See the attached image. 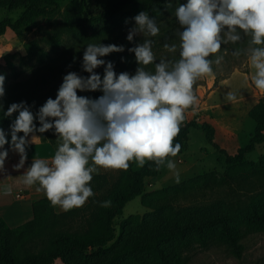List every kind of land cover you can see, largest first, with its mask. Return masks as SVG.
<instances>
[{"label": "clouds", "instance_id": "9594fccd", "mask_svg": "<svg viewBox=\"0 0 264 264\" xmlns=\"http://www.w3.org/2000/svg\"><path fill=\"white\" fill-rule=\"evenodd\" d=\"M173 3L177 39L162 45L171 55L157 57L150 37L160 32V26L154 16L141 10L132 17L126 35L128 41L136 35L144 37L128 48L137 65L133 73L116 72L113 62L103 59L108 53L123 51L124 45L90 41L84 45L80 64L87 76L68 71L55 98H46L35 113L23 100L9 103L0 116L16 115L7 133L0 128V174L6 171L9 150L19 156L13 167L21 168L28 144L49 129L56 141L52 155L32 158L20 182L36 185V191L64 210L79 207L94 195L90 181L101 169H126L135 160L137 166L152 161L157 168L163 165L174 170L170 157L181 144L173 138L185 110L199 103L193 84L214 75L213 65H219L228 51L221 49L222 43L235 45L231 55L244 56L251 69L246 78L255 89L264 91V0H165L166 7ZM101 65L102 76L94 71ZM4 79L0 72V98L5 92ZM96 90L100 95L95 98L77 94ZM225 98L233 101L237 92L229 90ZM10 190L0 184V193ZM99 203L107 206L110 200Z\"/></svg>", "mask_w": 264, "mask_h": 264}, {"label": "rangeland", "instance_id": "374dc122", "mask_svg": "<svg viewBox=\"0 0 264 264\" xmlns=\"http://www.w3.org/2000/svg\"><path fill=\"white\" fill-rule=\"evenodd\" d=\"M84 1L86 16L102 10L97 0ZM69 4L70 1L66 0L52 14L36 18L33 24L24 26L19 35L6 29L0 36V72L5 75V92L0 103L11 92L13 96L22 99L32 97V103L39 107L46 98H55L62 77L68 71L87 76L80 67L86 43L100 40L104 44H117L114 39L108 42L88 39L84 42L74 38L66 30L64 21ZM20 11L0 9V20L4 17L15 20ZM128 28L124 29L125 38ZM133 38L142 40L144 37L136 35ZM30 42L46 52L41 62L35 55H26L23 46ZM125 51L130 54L128 49ZM160 55L166 54L163 52L157 57ZM123 56L119 52L117 59H108L113 62L116 72L118 67L124 65L121 60ZM213 70L214 75H205L194 82L193 89L199 103L194 108L189 106L184 115L188 120L195 119L199 123L211 119L218 127L214 141L225 153L233 155L249 140L254 122L248 117L247 110L260 97H264V91L255 89L246 78L251 69L245 58L235 60L227 55L219 65H213ZM94 71L103 72V66H98ZM229 90L237 92V98L233 101L225 98V92ZM77 94L84 95L85 92L78 91ZM44 133L56 143L55 133L51 129ZM171 159L175 162V169L170 170L162 165L160 173L146 179L144 187V195L152 203L159 204L160 208L142 206L139 196L127 202L121 215L113 219L115 238L98 255L83 257L81 264H110L112 253L126 244L145 240L157 232L177 228L205 215L234 210L238 203L243 206L251 195L260 192L264 195V143L257 146L254 152L245 155L240 164L230 168L225 163L224 155L207 144L203 133L194 128L190 129L188 148ZM138 167L133 160L126 169H101L94 173L90 181L94 198L101 200L121 174ZM92 210L95 207L90 206L81 213L87 214ZM78 215L69 220L68 230H81L84 220L78 218ZM241 243L243 249L239 256L232 254L224 245L204 247L193 239H188L181 247L171 244L167 248L174 255L181 256L185 264H264L263 231L247 233ZM75 257L79 259V256ZM113 264L130 263L126 259Z\"/></svg>", "mask_w": 264, "mask_h": 264}, {"label": "trees", "instance_id": "16d2710c", "mask_svg": "<svg viewBox=\"0 0 264 264\" xmlns=\"http://www.w3.org/2000/svg\"><path fill=\"white\" fill-rule=\"evenodd\" d=\"M64 1L66 0H0V9L21 10L15 20L10 17L0 20V36L6 29L19 35L24 26L33 24L38 17L52 14ZM69 1L64 21L66 30L74 38L84 42L88 39H103L105 40L103 42L114 39L117 40L118 45H124V50L121 51L124 55V65L118 67L117 72L128 71L131 74L137 66L134 54H129L125 50L133 46V41L136 43L139 40L128 41L123 33L124 29L133 23L132 17L141 10H146L150 16H154L160 26V32L150 37L154 41V52L157 56L163 52L166 56L171 55L163 49L162 45L177 39L176 29L179 25L173 15L175 3L171 7H166L165 0H97L102 10L95 15L86 16L84 0ZM179 2L184 3L185 0H179ZM126 20L127 23H125ZM246 41L247 37L244 38L243 43ZM233 47L235 45L232 43L221 44V49L228 50L224 52V57L229 55L235 60L244 58L243 55L233 57L231 55ZM23 49L26 55H35L40 62L46 56L43 49L31 42L24 44ZM118 53H108L103 59H117ZM84 95L95 98L100 95V92L90 91L85 92ZM20 96H22L21 93ZM21 100L30 105L33 113L38 109L32 103V97L22 99L19 96H13L10 92L2 101L3 109H0V112L6 110L9 103ZM15 115L14 112L8 117L0 116V128H4L6 133ZM247 115L254 122L253 131L247 144L238 148L233 155L225 153L214 141L213 125L206 121L199 123L195 119L188 120L184 115L179 132L173 138L181 144L175 156L182 154L188 148L190 129L195 128L203 133L207 144L224 155L228 167L240 164L245 155L254 152L257 146L264 143V97L257 100L248 110ZM33 122L38 124L35 120ZM21 134L18 133V135ZM44 134L49 138L47 133ZM161 166L157 168L152 161H146L143 166L124 172L111 184L109 192L101 197V200L95 199L93 195L88 198V205L83 209L55 213L50 201L42 198L32 204L31 219L16 227H9L0 218V264H81L83 257L98 255L102 248L115 238L113 219L121 215L127 202L139 196L142 206L160 208L159 204L152 203L144 195V187L146 179L154 178L160 173ZM104 200H110V204L102 206L99 202ZM90 206L95 207V210L87 214L81 213ZM76 215L84 220L81 230H68L67 223ZM260 231L264 232L262 192L249 196L243 206L238 203L234 210L205 215L187 221L177 228L157 232L145 240L126 244L112 253L109 263L127 259L130 264H185L181 256L174 255V252H170L167 247L171 244L181 247L188 239H193L204 247L221 244L232 254L239 256L243 249L241 239L247 233ZM75 256H79V259Z\"/></svg>", "mask_w": 264, "mask_h": 264}, {"label": "crops", "instance_id": "0c3cea01", "mask_svg": "<svg viewBox=\"0 0 264 264\" xmlns=\"http://www.w3.org/2000/svg\"><path fill=\"white\" fill-rule=\"evenodd\" d=\"M206 122L213 125L215 131L218 129L211 119ZM38 135L41 138L33 143H29L26 148L24 165L21 168H14L13 166L18 163L19 156L13 150H9L4 162V169L6 171L0 174V184H6L11 189L8 193H0V218L11 228L30 220L32 217V204L39 199L46 198L42 191H36V185L26 186L20 182V174L23 172L24 167L30 164L32 158L37 156L50 157L54 151L55 144L45 136L44 132L38 133ZM4 147L8 148L7 142ZM87 205L88 198L81 206L71 209H83ZM53 209L55 213L67 211L57 205H53Z\"/></svg>", "mask_w": 264, "mask_h": 264}]
</instances>
